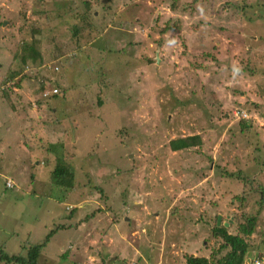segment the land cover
Returning <instances> with one entry per match:
<instances>
[{"label":"rangeland","instance_id":"obj_1","mask_svg":"<svg viewBox=\"0 0 264 264\" xmlns=\"http://www.w3.org/2000/svg\"><path fill=\"white\" fill-rule=\"evenodd\" d=\"M192 1L0 0L3 251L59 228L37 264H185L216 252L218 217L254 218L244 264H264V0Z\"/></svg>","mask_w":264,"mask_h":264},{"label":"trees","instance_id":"obj_2","mask_svg":"<svg viewBox=\"0 0 264 264\" xmlns=\"http://www.w3.org/2000/svg\"><path fill=\"white\" fill-rule=\"evenodd\" d=\"M197 1L198 0H193L192 3H196ZM177 2L178 0H173V2L170 5L171 11L174 12L177 10L178 8ZM89 4L90 3L88 2L84 3L85 10L89 9ZM85 18L87 17L85 16ZM173 29L178 31L180 30V26L177 25L175 26V28L166 26L163 30H161V33L164 34L169 30H173ZM32 35H35V33L33 32ZM77 36H78L77 31L74 30L72 34V38L76 43L73 48V51H75L74 55L77 52H79V50H81V46H78L79 37L77 38ZM57 48H59V46ZM36 51L37 53H34ZM40 52H41V45L39 40L36 38V42H34L33 44L32 43L27 45L26 43L23 44L21 52L16 54L18 55L17 59L20 58L19 60L21 61V63L25 64L26 62V65L29 66V63L32 64L33 62H36L37 59L41 60ZM85 58L87 59V57ZM16 75L18 74L11 72L9 77H15ZM25 79H29V77L20 74L19 79L17 80V82H15V87L21 88L22 82ZM241 125H244V127H242V130H245L249 127V125L246 126V124H244L243 121ZM200 143L201 140L199 136L195 135V136H187V137H181L171 140L168 143V147L171 149L172 152H178L189 148L197 147L200 145ZM60 164L62 165L63 162ZM61 165H57L51 172V177L53 179V182L61 187H67V186L71 187L73 182V175L71 172H69L66 168L62 167ZM259 188L261 189L260 185ZM260 195H261L260 203L262 204V202H264V193L261 192ZM237 200L240 203V206H244L245 204L244 197H239L237 198ZM58 229L51 230L42 244L31 245L27 247V249L26 246H24V248L22 247L23 250L16 254L10 255L0 248V263L37 264L42 249L45 247L51 236L54 233H56ZM254 230H255L254 218H248L246 222L238 224L236 227L235 234L228 233L223 225L221 226L215 225L211 231L210 236L214 240L221 241L216 252L214 251L211 252L209 258L186 256L185 264H244V260L247 258L250 249V244L248 240L253 234ZM220 253L223 255L217 258V255H219Z\"/></svg>","mask_w":264,"mask_h":264},{"label":"built area","instance_id":"obj_3","mask_svg":"<svg viewBox=\"0 0 264 264\" xmlns=\"http://www.w3.org/2000/svg\"><path fill=\"white\" fill-rule=\"evenodd\" d=\"M53 93H56V91L53 90ZM249 262H250V264H263V258L262 259H254V260L249 261Z\"/></svg>","mask_w":264,"mask_h":264},{"label":"water","instance_id":"obj_4","mask_svg":"<svg viewBox=\"0 0 264 264\" xmlns=\"http://www.w3.org/2000/svg\"><path fill=\"white\" fill-rule=\"evenodd\" d=\"M156 62H157V59H156ZM219 224H220V217H218L217 226H219ZM223 226L227 227V224H224Z\"/></svg>","mask_w":264,"mask_h":264},{"label":"clouds","instance_id":"obj_5","mask_svg":"<svg viewBox=\"0 0 264 264\" xmlns=\"http://www.w3.org/2000/svg\"><path fill=\"white\" fill-rule=\"evenodd\" d=\"M56 91V90H55ZM56 93H57V91H56Z\"/></svg>","mask_w":264,"mask_h":264},{"label":"crops","instance_id":"obj_6","mask_svg":"<svg viewBox=\"0 0 264 264\" xmlns=\"http://www.w3.org/2000/svg\"><path fill=\"white\" fill-rule=\"evenodd\" d=\"M252 260H254V259H252Z\"/></svg>","mask_w":264,"mask_h":264}]
</instances>
